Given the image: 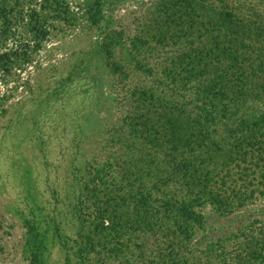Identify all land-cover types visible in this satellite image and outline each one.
Wrapping results in <instances>:
<instances>
[{"label":"rangeland","instance_id":"obj_1","mask_svg":"<svg viewBox=\"0 0 264 264\" xmlns=\"http://www.w3.org/2000/svg\"><path fill=\"white\" fill-rule=\"evenodd\" d=\"M64 1L72 21L55 22L21 72H0V264H31L25 222L34 228L37 264H164L169 222L158 215L162 228L132 229L140 224L134 193L147 192L152 177H166L167 165L129 134L123 118L137 90L152 89L161 104L170 100L155 81L177 62L182 35L201 31L199 1L102 0L95 25L87 21L94 0ZM243 148L245 163L222 174H239L234 191L245 193V202L228 213L209 203L194 208L202 225L193 227L188 264H264V157L259 162L256 149ZM219 154L217 162L226 163ZM103 164L116 185L83 191L85 171ZM155 186L146 211L183 192L177 177ZM118 189L127 195L112 210L116 228H95L91 214ZM209 245L224 260L207 256Z\"/></svg>","mask_w":264,"mask_h":264},{"label":"trees","instance_id":"obj_2","mask_svg":"<svg viewBox=\"0 0 264 264\" xmlns=\"http://www.w3.org/2000/svg\"><path fill=\"white\" fill-rule=\"evenodd\" d=\"M198 1L201 31L182 35L184 46L177 62L160 73L162 79L155 81L168 89L170 100L161 104L152 89L137 90L130 100L131 110L123 118L129 134L140 139L153 154H161L167 165L166 177H152L154 184L147 192L134 193L140 224L132 229L138 233L142 226L149 232L162 228L160 221H156L158 215L169 222L164 232L168 241L164 264H188L185 254L189 253L193 227L202 225L195 207L209 203L217 211L228 213L245 202V193L234 191L239 174L237 179L228 172L222 174L236 161L245 163L247 152L243 145L256 149L259 162L264 157V2L255 5L217 0L212 6L206 0ZM101 3L102 0H94L89 9L87 21L91 25L97 23ZM72 19L64 0H0L1 74L12 69L21 72L31 62V55L42 49L54 23ZM225 147L231 150H224ZM219 153L227 155L226 163L217 162ZM231 154L237 158H231ZM107 166L103 164L100 169L90 166L85 171L88 177L81 178L83 191L116 185L111 184ZM172 177L180 182L183 190L180 197L167 194L164 201H153L146 211L152 200L150 190L155 189L156 183L163 185ZM103 189L112 193V188ZM117 191L119 194L113 191L104 208L91 214L95 228H116L111 220L112 210L127 195L123 189ZM25 223L30 263L37 264L39 250L34 228ZM216 247L209 245L206 255L224 260L216 254ZM250 253L251 249L247 255H253ZM245 263L249 262L244 260ZM204 264L214 262L208 260Z\"/></svg>","mask_w":264,"mask_h":264}]
</instances>
